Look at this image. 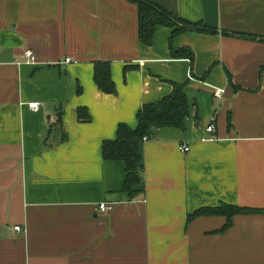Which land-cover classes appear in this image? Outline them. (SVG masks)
Returning a JSON list of instances; mask_svg holds the SVG:
<instances>
[{"label": "crops", "instance_id": "obj_1", "mask_svg": "<svg viewBox=\"0 0 264 264\" xmlns=\"http://www.w3.org/2000/svg\"><path fill=\"white\" fill-rule=\"evenodd\" d=\"M148 1L217 31L171 38L160 25L148 45L133 0H0V264H264V212L230 225L190 216L223 203L264 211V0ZM99 61L115 93L96 85ZM175 83L190 102L185 129L156 127L140 143L130 197L125 163L102 144Z\"/></svg>", "mask_w": 264, "mask_h": 264}, {"label": "trees", "instance_id": "obj_2", "mask_svg": "<svg viewBox=\"0 0 264 264\" xmlns=\"http://www.w3.org/2000/svg\"><path fill=\"white\" fill-rule=\"evenodd\" d=\"M139 8V39L148 45L154 41L155 32L160 25L174 27L171 38L184 30L192 28L214 33L217 29L207 27L199 23L194 24L180 19L173 12L166 10L156 3L148 0H133ZM246 35V34H244ZM180 56H188L192 61L195 58V52L190 48H183L177 51ZM94 81L101 90L110 94L117 91V87L112 78L110 62L99 61L95 64ZM190 102L185 92V85L174 84L173 91L170 95L163 97L162 100L155 104H146L139 111V124L135 129H131L127 124H120L118 127L117 138L103 142V157L105 160H120L126 165L127 179L124 185V193L133 196L138 192L136 186L143 182V165H141V156L139 153L140 143L153 135V127H177L185 129L186 118L190 115ZM80 121H90L91 116L86 107H80L77 111ZM62 122V120L60 121ZM68 137L64 132L62 140ZM253 212H264L257 208H245L237 205L223 203L219 207H204L197 210L190 216L204 214L219 215L223 214L228 217V224L232 223L234 214H249Z\"/></svg>", "mask_w": 264, "mask_h": 264}, {"label": "built area", "instance_id": "obj_3", "mask_svg": "<svg viewBox=\"0 0 264 264\" xmlns=\"http://www.w3.org/2000/svg\"><path fill=\"white\" fill-rule=\"evenodd\" d=\"M26 56L29 58V62H33L34 63V61L36 60V57H35V55H34V53L31 51V50H28V51H26ZM72 61H74V59L72 58V57H66L65 59H64V62H66V63H70V62H72ZM224 94H225V89H223V88H219V87H216V88H214V93H213V95H214V97L216 98V99H218V100H221V99H223L224 97ZM30 108L33 110V111H35V110H39L40 108H41V103L40 102H33V103H30ZM207 131L208 132H211V133H215L216 132V127H215V125H214V120H212L211 122H210V124L207 126ZM180 149L183 151V152H187V151H189L190 150V145L189 144H187V145H185V144H183L181 147H180ZM100 209L102 210V211H110V210H112L113 209V206L111 205V204H108V203H105V202H103V203H100ZM16 229L18 230V231H22V227L21 226H18V227H16Z\"/></svg>", "mask_w": 264, "mask_h": 264}, {"label": "water", "instance_id": "obj_4", "mask_svg": "<svg viewBox=\"0 0 264 264\" xmlns=\"http://www.w3.org/2000/svg\"><path fill=\"white\" fill-rule=\"evenodd\" d=\"M152 129H153V134H154V135H157V133H158V129L155 128V127H153Z\"/></svg>", "mask_w": 264, "mask_h": 264}]
</instances>
